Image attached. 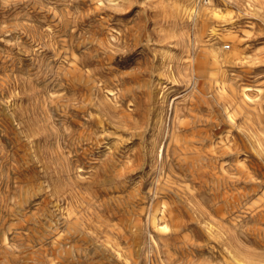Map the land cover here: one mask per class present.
I'll use <instances>...</instances> for the list:
<instances>
[{"label": "rangeland", "instance_id": "rangeland-1", "mask_svg": "<svg viewBox=\"0 0 264 264\" xmlns=\"http://www.w3.org/2000/svg\"><path fill=\"white\" fill-rule=\"evenodd\" d=\"M0 264H264V0H0Z\"/></svg>", "mask_w": 264, "mask_h": 264}, {"label": "bare ground", "instance_id": "bare-ground-1", "mask_svg": "<svg viewBox=\"0 0 264 264\" xmlns=\"http://www.w3.org/2000/svg\"><path fill=\"white\" fill-rule=\"evenodd\" d=\"M197 6V5H196ZM197 8L195 7V12L197 11L196 10ZM200 9V8H199ZM211 11H215L214 9L210 8ZM194 12V13H195ZM205 14H208V12H206ZM212 46H214L212 44ZM206 55L207 56H212L213 58V62L212 64H215L219 61V58H220V55L217 54L215 48H211V49H207V51H205ZM204 55L206 58L207 56ZM234 55V54H233ZM196 58L194 57V60ZM216 67V66H215ZM216 70H214L213 66H209V64H207V61L205 60L204 62L202 63H199L198 67L195 69V77L196 78H199V77H203V76H206V74H208L210 76V79L212 82H215L217 85H216V88L218 89V92H220L222 95L226 94L227 92V89L229 88V90L233 93L237 92V90L235 89L236 87L233 86L232 84H230L226 79H220L215 73ZM220 71V70H219ZM222 73V72H221ZM222 78V77H221ZM163 230V229H162ZM165 230V229H164Z\"/></svg>", "mask_w": 264, "mask_h": 264}]
</instances>
